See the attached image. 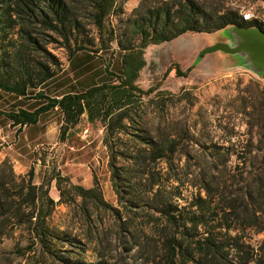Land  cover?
<instances>
[{
	"label": "trees",
	"instance_id": "1",
	"mask_svg": "<svg viewBox=\"0 0 264 264\" xmlns=\"http://www.w3.org/2000/svg\"><path fill=\"white\" fill-rule=\"evenodd\" d=\"M125 3L0 0V90L43 101L0 114L20 130L59 108L63 137L83 117L101 123L117 197L116 205L109 202L96 176L87 187L57 171L56 200L46 183L34 181L33 169L18 174L5 158L0 240H14L23 264H264L252 245L253 233H264V94L243 109L249 127L258 128L256 137L253 131L246 139L230 137L231 146L240 148L232 150L207 145L196 125L175 119L172 93L138 83L149 45L251 23L223 0H140L127 15ZM114 43L122 51L123 73L106 61L114 79L57 96L44 90L64 70L54 47L65 49L71 61L81 51L98 55ZM173 68L181 76L190 70ZM188 184L198 188L191 197L185 194ZM59 204L69 208L76 226L53 223Z\"/></svg>",
	"mask_w": 264,
	"mask_h": 264
},
{
	"label": "rangeland",
	"instance_id": "2",
	"mask_svg": "<svg viewBox=\"0 0 264 264\" xmlns=\"http://www.w3.org/2000/svg\"><path fill=\"white\" fill-rule=\"evenodd\" d=\"M235 6L233 0H223ZM140 0H126L125 13L130 14ZM235 2V1H234ZM248 4V2H240ZM115 19V18H114ZM226 35L225 32H186L181 36L160 44H151L145 50L147 65L141 71L138 83L144 89L158 87L174 95L170 103V113L175 119H183L196 125V132L207 145L217 142L231 146L229 140L237 137L249 138V131L257 135V127L250 128L248 116L243 112L254 96L264 94V76L244 66L222 51L206 54L196 62L204 47L214 44ZM54 47V46H53ZM63 62L64 70L44 85V90L53 96L67 91H78L104 80L114 79L105 71V62H112V70L123 73L121 67L122 51L116 47L95 55L88 51L79 52L69 61L63 48H53ZM107 63V62H106ZM175 66H180L187 75H177ZM171 69L170 72H167ZM36 90H32L34 93ZM184 97L183 99L181 97ZM43 101L23 99L0 90V111L17 110L19 107L36 108ZM249 109V108H248ZM63 116L59 108L41 115L35 125L22 129L0 114V162L8 158L18 174H26L33 169L34 181L46 183L51 196L58 200L56 180L57 171L67 175L75 183L87 187L94 184L95 176L103 189L105 198L117 204L108 167V153L103 144L104 129L101 123L91 124L83 117L69 135L62 136ZM232 150L240 149L237 145ZM211 151V148L207 149ZM195 160L192 161L194 163ZM236 165V157L231 162ZM197 168L192 164L191 169ZM196 181V180H194ZM188 183V182H187ZM185 194L192 196L197 186L189 185ZM55 224L64 227L67 223L76 226L65 204H59L52 216ZM264 233H253L252 245L264 258V244L260 247ZM88 257L96 261L95 252L89 249ZM25 258L18 256L13 239L0 240V264H23ZM187 264H193L189 262ZM252 264V263H250Z\"/></svg>",
	"mask_w": 264,
	"mask_h": 264
},
{
	"label": "water",
	"instance_id": "3",
	"mask_svg": "<svg viewBox=\"0 0 264 264\" xmlns=\"http://www.w3.org/2000/svg\"><path fill=\"white\" fill-rule=\"evenodd\" d=\"M218 31L226 35L222 40L201 49L196 62L208 53L222 51L233 56L237 65L264 76V29L233 25Z\"/></svg>",
	"mask_w": 264,
	"mask_h": 264
},
{
	"label": "built area",
	"instance_id": "4",
	"mask_svg": "<svg viewBox=\"0 0 264 264\" xmlns=\"http://www.w3.org/2000/svg\"><path fill=\"white\" fill-rule=\"evenodd\" d=\"M240 14L243 20L249 21L251 26L264 29V15L248 4L239 6Z\"/></svg>",
	"mask_w": 264,
	"mask_h": 264
},
{
	"label": "crops",
	"instance_id": "5",
	"mask_svg": "<svg viewBox=\"0 0 264 264\" xmlns=\"http://www.w3.org/2000/svg\"><path fill=\"white\" fill-rule=\"evenodd\" d=\"M245 1L248 2V5H251L261 14L264 15V0H233V4H235L236 7H239L241 4H243L240 2H245Z\"/></svg>",
	"mask_w": 264,
	"mask_h": 264
}]
</instances>
